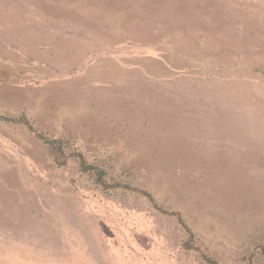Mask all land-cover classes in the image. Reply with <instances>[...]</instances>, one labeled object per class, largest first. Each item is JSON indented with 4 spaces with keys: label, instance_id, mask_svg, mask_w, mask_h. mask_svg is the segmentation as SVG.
<instances>
[{
    "label": "rangeland",
    "instance_id": "obj_1",
    "mask_svg": "<svg viewBox=\"0 0 264 264\" xmlns=\"http://www.w3.org/2000/svg\"><path fill=\"white\" fill-rule=\"evenodd\" d=\"M0 264H264V0H0Z\"/></svg>",
    "mask_w": 264,
    "mask_h": 264
},
{
    "label": "crops",
    "instance_id": "obj_2",
    "mask_svg": "<svg viewBox=\"0 0 264 264\" xmlns=\"http://www.w3.org/2000/svg\"><path fill=\"white\" fill-rule=\"evenodd\" d=\"M166 63H167V65L163 66L162 63L159 64L158 61L152 60V63H151L152 67L148 66L149 65L148 63L147 64L146 63L140 64V67H138V70H135L137 73L135 75L134 74H131V75L119 74V75L111 76L110 77L111 79H108L107 81L114 80L115 82H118V83H126L130 87V86H134L137 84V79L140 80V81H138V83H140V84H143L145 82H150L151 80H153V81L159 80L160 81L162 79H167V77H169V76L164 71L165 67L170 66V68H172L174 66L168 62H166ZM120 71H122V70H120ZM122 72H124V71H122ZM137 88H138V85H137L136 89ZM74 90L76 91L77 89H74ZM138 90H136V91H138ZM65 92L68 95H70V92L66 89H62L61 91L57 92V94L60 95L61 98H64Z\"/></svg>",
    "mask_w": 264,
    "mask_h": 264
}]
</instances>
